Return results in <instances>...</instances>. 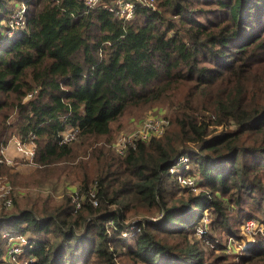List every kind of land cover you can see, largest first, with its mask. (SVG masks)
<instances>
[{
    "label": "trees",
    "instance_id": "16d2710c",
    "mask_svg": "<svg viewBox=\"0 0 264 264\" xmlns=\"http://www.w3.org/2000/svg\"><path fill=\"white\" fill-rule=\"evenodd\" d=\"M17 1L0 0V157L11 140H33L42 187L51 166L70 163L81 207L40 191L19 206L14 187L28 177L0 164L14 192L0 264L8 234L29 241L13 264H235L216 237L240 241L247 219L264 231V0H154L131 20L115 16L118 0H25V28L7 34ZM156 106L166 133L119 155L113 124ZM75 127L78 145L61 144ZM81 148L88 159L74 164ZM182 154L208 194L182 195L169 171ZM141 214L159 221H137L127 240ZM261 235L238 264H264Z\"/></svg>",
    "mask_w": 264,
    "mask_h": 264
},
{
    "label": "rangeland",
    "instance_id": "374dc122",
    "mask_svg": "<svg viewBox=\"0 0 264 264\" xmlns=\"http://www.w3.org/2000/svg\"><path fill=\"white\" fill-rule=\"evenodd\" d=\"M25 0H18L17 2H14L16 4L15 8L17 10V12L14 14H18L19 11L21 10V12L19 13V19L17 20V18H13L12 20L10 19L6 25H7V31L6 33L8 34L9 32H13V29L11 28V26L14 27H20L23 25V18L22 16L24 15L22 10H26L27 7L24 4ZM13 16V15H11ZM25 21V19H24ZM25 28V27H24ZM10 29H12L10 31ZM23 30V28H20L19 31ZM18 32V31H16ZM153 119H161V120H166L169 121L170 123V118L167 116V110L166 108H162L160 106H156L150 109H145L143 111L140 112H132L130 114H127L126 116H124L121 120H119L118 122L113 124L112 130H113V135H114V139L113 142L116 146L117 142L119 141V139L122 136H126L129 134H132L133 132H138L140 130L143 129V127L145 126V124ZM170 126V124H169ZM213 130V129H212ZM222 128H218L215 129L216 132L221 131ZM17 139V138H16ZM79 143V138L77 141L72 142L73 145H78L76 144ZM10 144V143H9ZM13 147V153H11L10 155L8 154V147L9 146ZM7 146V148L5 149L4 153L5 155L8 157V159L12 160V165L11 167L13 168V172L14 173H18L20 175H24L25 177H28V184L30 185V187H26V186H15L14 187V192L16 197L18 198V200L20 201L19 206H22L25 203V199L28 193H31L32 196H35L36 193L38 191H43L45 192L44 194H42L45 197L50 196L51 200L54 199V201L51 204H57L60 203L61 201L64 200L65 197H70V198H75L77 196V193L79 191V187L80 184H78L79 182L77 181V177L75 175V173L71 172L73 169V165H71L70 163H63V164H57V165H53L50 167V169H52L50 174H54V180L52 182V184H47L46 186L42 187V183L45 180L44 177L42 175H38L37 173V165L35 163H31L23 158H21V154L18 152L17 148H16V143L14 146V143L10 144ZM84 148L81 149H75V153L77 155H81V157H77V159L73 162L74 164L80 163L83 160H87V157H84ZM192 151V150H191ZM194 152V151H192ZM197 153V152H195ZM18 154L20 156H18ZM13 156V157H12ZM17 157V158H15ZM185 157L187 158L186 163H183V165H181L180 168L182 167H187L189 174L194 175L196 177H193L195 181L193 186H190V188H183L180 186V184L177 181V177L172 176L173 180H176L177 184L185 190L183 194L181 191V194L184 195V193H188L190 192L191 195H201L204 193L208 194V191L203 187V181L197 171V168L194 167L193 163L191 162V157L189 155H185ZM187 164V165H186ZM178 169V168H177ZM41 174H43L41 172ZM49 174V175H50ZM60 175V179L57 181L56 176ZM45 176H48L45 174ZM2 180H4L3 177H0ZM202 181V182H201ZM74 187V188H73ZM13 192V193H14ZM14 208V207H13ZM13 208H7L4 209L3 207H0V213H5V211H12ZM142 213V212H140ZM139 213V214H140ZM213 215L210 211L205 212V218L202 224L201 229L202 230H206V228L204 227L205 225H208V223L212 220ZM133 219V226L129 227L126 231H124L123 233H125L127 236H124V238H127V240H131L128 238L132 237V234H139L140 230L139 227L137 225H135V223L137 221H141V220H151L154 223H157L158 217H148L145 216L143 214H141L140 216H137ZM248 221L250 219H247ZM252 222H250L251 224ZM258 224V223H257ZM244 227V225H243ZM261 225H257V228L255 230V234H253L252 236L246 235L245 233L243 235L242 234V239L240 241L233 239V237H228L226 238V236H219L216 237L218 239H216L215 244L222 246L220 249H222V251H220V253L226 254L228 255L229 258V262H234L235 264H238V260L240 257L239 254L240 252H242L243 248L246 249L249 245H251L259 236H262L261 234L264 232H260L259 228H261ZM205 228V229H204ZM209 230V229H208ZM243 233V232H242ZM239 235H240V231H239ZM195 236L198 240H203V242L205 243L206 241L204 240V236H200L199 234L195 233ZM24 237V236H23ZM9 243V240L7 241ZM9 248V246H7V249ZM24 255V252L22 253V256ZM25 259H21L19 261L18 264H25L24 263ZM15 262V261H12Z\"/></svg>",
    "mask_w": 264,
    "mask_h": 264
},
{
    "label": "built area",
    "instance_id": "2783aa9c",
    "mask_svg": "<svg viewBox=\"0 0 264 264\" xmlns=\"http://www.w3.org/2000/svg\"><path fill=\"white\" fill-rule=\"evenodd\" d=\"M101 0H85L86 6L88 8H93L98 5ZM154 0H118L116 6L117 9L115 11V16L124 19V20H131L137 11L138 8H148L154 9ZM21 10L19 11V13ZM23 14H25L26 10H22ZM19 13L16 15L11 16V20L13 18L19 19ZM23 18V25L20 27L11 26L13 32L19 31L20 28L25 27L24 15ZM31 97V96H29ZM169 121L161 120V119H153L148 121L142 130L138 132H133L132 134L122 136L119 141L117 142L116 146L114 144V149L119 155H126L130 150H135L137 145L141 142H149L153 138H161L169 128ZM80 136L79 128H71L65 131L60 135V143L61 144H71L78 140ZM16 148L18 152L21 154V158L34 163V159L36 156V144L33 140L23 142L20 139L16 140ZM5 148L1 151L0 157V164H5L8 166L12 165V160L5 157ZM186 154H182L179 157L178 163L170 168V174L172 176L177 177V181L183 188H190V186L194 185V175L189 174L187 167H181L183 163H186L187 158L185 157ZM187 165V164H186ZM178 168V169H177ZM183 185V186H182ZM13 186L10 182L6 180L0 179V206L5 208H11L13 206V199L12 194ZM95 206H97V202H93ZM73 204L75 205V210H78L81 207V201L78 196L73 198ZM250 222H252L250 224ZM257 222L253 219L247 220L244 224L243 230L246 235L252 236L255 234V230L257 228ZM260 232H263V228H259ZM196 233L200 236L205 235L206 231L202 230L201 227H198ZM124 236H127L123 233ZM7 240L8 243V250H7V260L10 262L8 264H13L17 258H19L22 253L26 251V248L29 245V241L26 237L20 234H8ZM28 261L25 264H28Z\"/></svg>",
    "mask_w": 264,
    "mask_h": 264
},
{
    "label": "crops",
    "instance_id": "0c3cea01",
    "mask_svg": "<svg viewBox=\"0 0 264 264\" xmlns=\"http://www.w3.org/2000/svg\"><path fill=\"white\" fill-rule=\"evenodd\" d=\"M17 139H18V138H17ZM17 139L15 138V139L11 140L10 144H11V143H12V144L14 143V146H15V143H16V140H17ZM10 144H9V145H10ZM6 148H7V147H6ZM6 148H5V149H6ZM11 153H13V147L10 145V146L8 147V154L10 155ZM11 155H12V154H11ZM18 156H20V155L18 154ZM5 157L8 158L6 155H5ZM12 157H13V156H12ZM20 157H21V156H20ZM15 158H17V157H15ZM73 188H74V187H73ZM40 193H41V194H44L45 192H43V191L41 190Z\"/></svg>",
    "mask_w": 264,
    "mask_h": 264
}]
</instances>
